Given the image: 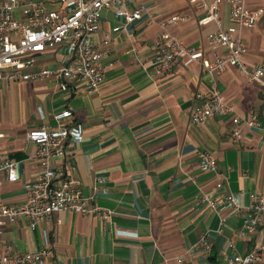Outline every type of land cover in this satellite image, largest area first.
Listing matches in <instances>:
<instances>
[{"label":"crops","instance_id":"1","mask_svg":"<svg viewBox=\"0 0 264 264\" xmlns=\"http://www.w3.org/2000/svg\"><path fill=\"white\" fill-rule=\"evenodd\" d=\"M137 5L146 12L128 26L114 10L103 12L95 43L103 33L121 29L101 61L105 82L97 93H88L82 83L63 89L58 77L17 83L0 79V155L17 161L19 174L15 183L0 176V203H23L25 184L43 172L40 161L29 159L37 147L26 141L27 133L54 125L55 113L71 109L74 121L83 126L84 140L51 164L69 175L90 207L113 213L104 218L63 211L35 230L28 220L8 223L1 253L48 246L53 254L46 264H231L234 255L263 245L264 224L248 237L238 232L251 213L252 195H264V85L251 82L237 68L228 69L217 85L234 113L192 125L193 109L202 103L197 95L209 93L212 80L199 63H179L169 77L150 75L160 32L150 23L187 17L170 32L203 50L208 59L225 55L207 40L217 25L200 23L205 17L201 2L134 0ZM246 6L262 16L254 28L242 31L248 44L245 62L264 65V0H248ZM222 22L230 24L228 5ZM63 56L59 49L39 54L29 72L58 69ZM253 116L260 126H243L235 140L237 118ZM203 151L217 160L216 174L201 169ZM98 180L102 182L94 187ZM221 181L224 186L216 190ZM202 194L230 195L240 210L218 213L199 204ZM203 237L210 251L196 246ZM259 254L257 264H264V251Z\"/></svg>","mask_w":264,"mask_h":264},{"label":"built area","instance_id":"2","mask_svg":"<svg viewBox=\"0 0 264 264\" xmlns=\"http://www.w3.org/2000/svg\"><path fill=\"white\" fill-rule=\"evenodd\" d=\"M190 1L201 2L205 10L201 24L213 22L217 25V31L209 34L207 40L210 45L220 46L225 55L216 53L213 59H208L200 48L185 45L170 32L172 25L187 19L176 15L163 22L150 23L159 27L160 32L153 45L154 54L148 70L153 77L161 78L172 75L179 63L186 66L199 63L203 66L205 74L212 80V87L209 93L197 95L202 103L194 107L191 116V124L197 126L213 116L234 113V106L224 99L217 85L221 73L237 68L251 82L264 85V65L245 62L248 44L242 34L243 29L257 25L262 13L248 8V0H214L213 3L207 0ZM224 5L229 7L230 24L227 27L222 22ZM106 10H114L116 16L128 26L142 19L146 7L134 6V0H0V79L17 83L58 77L63 89L82 83L88 93H97L105 82L101 61L113 43L114 34L121 29L115 27L111 32L103 33L100 43L93 41V36L101 31L103 12ZM58 49L64 55L60 68L29 72L36 64L37 55ZM54 120V125L31 130L26 135V141L37 147L35 155L29 159L40 161L44 169L39 179L25 184V201L13 205L0 203V264H46L53 254L48 246L34 252L21 253L8 249L1 253L8 223L28 220L30 228L35 230L41 221L50 220L53 215L63 211L85 216L99 213L104 218L113 214L109 210L99 211L90 207L89 198L74 186L69 175L51 164L84 140L83 126L74 121L71 109L55 113ZM243 126L252 129L259 127L258 117L237 118V129L232 134L235 140H240ZM199 161L201 169L207 173L218 172V162L210 151H203ZM0 176L10 183L17 182L18 162L0 155ZM101 182L98 180L94 187ZM223 186L221 181L216 190ZM251 199V213L244 219L238 232L241 237L254 235L264 224V195L254 194ZM199 204H206L218 213L240 210L230 195L215 198L211 194H202ZM225 221L222 218V223ZM196 246L206 251L211 249L206 237ZM259 251H264V243L246 255H234L230 262L257 264L261 260Z\"/></svg>","mask_w":264,"mask_h":264}]
</instances>
